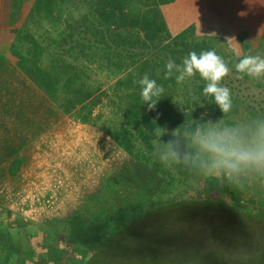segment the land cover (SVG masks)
Instances as JSON below:
<instances>
[{
  "label": "rangeland",
  "instance_id": "rangeland-1",
  "mask_svg": "<svg viewBox=\"0 0 264 264\" xmlns=\"http://www.w3.org/2000/svg\"><path fill=\"white\" fill-rule=\"evenodd\" d=\"M78 1L80 0H71L65 5L62 9L63 16L53 22L47 20L44 11L40 12L33 7L24 25L25 29L29 34H33L34 38L49 35L59 41V32L70 30L68 27L70 26L75 29L71 30L73 31L71 39L83 41L85 39L86 44L90 41L94 45V36L82 35L81 29L84 27H80L78 21L82 14L92 13L94 9L90 8L88 0H81L80 3ZM176 1L178 0H137L138 12L144 15L145 20H154V26L149 29L142 25L139 31L141 39L153 55L158 57L161 53L159 57L166 63L171 58L174 61L179 60L181 64L183 58L191 51L199 54L201 51L215 50L224 58L230 69L229 74L221 81V86L230 89L234 114L230 122L226 123L230 113L214 111V102L211 97L202 95L203 90L199 97L205 103L201 105L200 110L193 108L191 111L175 105L176 109H182L192 117L195 113L199 117H206V124L198 127L201 130L209 126L221 130L234 127L242 133H249L255 127V123L264 117V77L253 79L244 75L241 78V74L235 71V65L244 55L264 56V0H255L252 5L250 1L249 5L247 2L245 5L241 3L238 6L240 9L233 10L232 25H237L239 30L243 28L250 30L249 33L245 30L240 31L238 39L222 37L220 30L216 35L217 39L204 36L205 32H193V27L197 25L187 28L186 33L182 31L175 34L170 31L166 12L169 5ZM184 2L188 9L194 4L193 0ZM178 9L179 6L177 10L169 9V12H178ZM201 9L204 10L192 7L189 11L199 13ZM68 16L70 23L67 21ZM247 16L252 17L254 22L250 23ZM16 36L18 39L19 36ZM65 41L70 44L67 37ZM107 42L109 43L108 40ZM97 46L99 45L95 44L91 51H97ZM163 48L169 53L163 54L165 52ZM81 63L86 69L87 86L97 83L103 89H108L118 76H111L108 56L99 55L93 61L81 59ZM205 83L197 74L180 84L191 95L196 86L203 85L204 88ZM174 99L177 102L181 100L178 97ZM112 109L110 104L104 102L103 106L93 110L91 120L96 121L100 127L113 120V125L119 126L120 123ZM249 113H260L261 117L255 114L251 116ZM98 115L100 118L97 119ZM106 127L111 130L110 126ZM199 158L200 170L197 172L184 170L188 173L186 175L175 171H172V174L167 173L166 181L162 184L164 190L161 192L160 206L153 207L154 203L150 201L143 211L141 205L140 208L133 210L140 213V216L143 213V216H139L140 218L134 216V220L126 223L125 231L116 239L114 235L109 234L100 239L98 246L88 251V255L91 256L89 264H264V172L242 169L239 173L226 177L223 170L210 171V160L206 154L200 152ZM191 171L194 172L192 176ZM38 207L32 209L35 213L30 215L28 212L23 215L16 209L14 212L1 206L0 235L4 237L12 235L15 239L23 233L35 234L31 237V244L35 246L34 249L41 251L38 250L36 241L41 227L39 223L32 222L44 210ZM63 230L60 228L58 232ZM51 239L47 241H50L51 247L62 241L57 237L56 243H52ZM1 242L5 243L3 240ZM24 242L27 244V238H24ZM50 246L48 251H45L47 262L52 259ZM88 259L89 256L74 255L72 258L68 254L59 257L56 264H86Z\"/></svg>",
  "mask_w": 264,
  "mask_h": 264
},
{
  "label": "trees",
  "instance_id": "trees-1",
  "mask_svg": "<svg viewBox=\"0 0 264 264\" xmlns=\"http://www.w3.org/2000/svg\"><path fill=\"white\" fill-rule=\"evenodd\" d=\"M70 1L34 0L33 7L44 11L47 20L53 22L63 16L62 9ZM88 1L94 10L82 14L78 21L80 27H84L81 29L82 35L94 36L95 44L99 45L98 52L91 51L95 44L92 45L90 41L86 44L85 39H71L75 29L68 26L70 30L59 32V41L49 35L34 38L33 34L20 31L18 39L6 48V53L15 58L20 70L46 91L52 102L70 118L97 126V122L91 120L93 110L103 106L104 102L110 104L120 125H113V120L101 128L135 162L140 173L136 172L135 180H132L130 178L135 175L134 172L131 175L124 169L116 172L112 176L113 182L105 185L106 192L94 191L73 209L69 221L60 225L63 232L59 233L55 224L41 227V232H36L39 234L36 239L38 250L41 251L31 244V237L35 234L23 233L15 239L12 235H0V264H56L59 257L68 254L72 258L74 255L89 256L86 261L89 264L91 256L88 251L98 246L100 239L107 234L114 235L116 239L125 231L126 211L136 210L140 205L143 211L150 201H153V207L160 206L159 200L164 190L162 184L166 181L167 173L175 171L186 175L188 173L184 170H200V151L193 143V134L198 127L206 124V117H199L197 113L192 117L186 111L176 109L175 105L186 110H200L205 103L199 97L203 85L196 86L190 95L183 85L176 82L175 73L172 78L164 79L166 62L160 59L161 53L158 57L153 55L139 35L142 25L149 29L154 26V20H145L144 15L138 12L137 0ZM67 21L70 23L69 16ZM163 50L166 55L167 49ZM99 55L108 56L111 76L118 75L108 89H103L97 83L86 85V69L81 66V59L93 61ZM175 62L180 64L177 59ZM145 74L164 87V93L152 111L148 110L147 104H143L140 87L134 83ZM193 96L199 99L193 100ZM177 97L181 99L180 102L175 101ZM213 110L217 113L220 111L215 104ZM233 112L231 109L226 123L230 122ZM249 114L261 117L260 113ZM260 119L264 120V117ZM106 126H110L111 130ZM158 128L162 132L157 131ZM173 150L178 158L171 155ZM165 155L168 158L162 159ZM193 174L191 171L190 176ZM96 188L98 190V185ZM57 237L62 241L51 247L50 241H47L51 239L54 243ZM24 238H27V244ZM49 246L52 259L47 262L45 251Z\"/></svg>",
  "mask_w": 264,
  "mask_h": 264
},
{
  "label": "crops",
  "instance_id": "crops-1",
  "mask_svg": "<svg viewBox=\"0 0 264 264\" xmlns=\"http://www.w3.org/2000/svg\"><path fill=\"white\" fill-rule=\"evenodd\" d=\"M184 1L169 5L166 12L167 25L175 34L186 33L193 25H197L193 32H205L210 38H216L218 30L229 39L250 31L232 25V12L255 0H193L189 9L203 8L199 13L190 12ZM33 2L0 0V207L31 215L39 206L44 210L32 222L60 229L94 191H107L105 185L113 182L116 172L124 169L131 175L139 170L100 126L65 115L6 53L16 35L27 31L24 25ZM178 6V12H169ZM139 214L126 211L125 222Z\"/></svg>",
  "mask_w": 264,
  "mask_h": 264
},
{
  "label": "clouds",
  "instance_id": "clouds-1",
  "mask_svg": "<svg viewBox=\"0 0 264 264\" xmlns=\"http://www.w3.org/2000/svg\"><path fill=\"white\" fill-rule=\"evenodd\" d=\"M235 71L241 74V78L244 75L253 79L264 77V56L244 55L235 65ZM229 72L228 64L215 50H205L199 54L191 51L183 58L181 64L171 58L167 61L164 79L172 78L175 73L176 82L182 83L198 74L206 82L202 95L211 97L220 112L227 114L232 109L231 92L229 88L221 86V81ZM134 83L140 87L143 104H147L149 111L154 110L164 93V87L158 85L156 80L150 79L147 74ZM197 99L199 97L193 96V100ZM157 131L162 132V129L158 128ZM193 143L201 153L208 156L210 171L223 170L226 177L239 173L242 169L264 172V120L257 121L255 127L247 134L234 127L222 130L214 126L205 130L197 128L193 134ZM171 155L178 158L174 150ZM167 158V155L162 157Z\"/></svg>",
  "mask_w": 264,
  "mask_h": 264
}]
</instances>
